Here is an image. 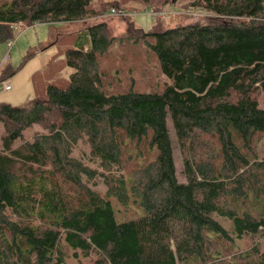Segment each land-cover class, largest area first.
Returning <instances> with one entry per match:
<instances>
[{"label":"trees","instance_id":"16d2710c","mask_svg":"<svg viewBox=\"0 0 264 264\" xmlns=\"http://www.w3.org/2000/svg\"><path fill=\"white\" fill-rule=\"evenodd\" d=\"M192 6L211 18L119 39L82 27L66 88L0 103V264H264V0ZM98 14L92 0H0V44L17 23L60 39Z\"/></svg>","mask_w":264,"mask_h":264},{"label":"rangeland","instance_id":"374dc122","mask_svg":"<svg viewBox=\"0 0 264 264\" xmlns=\"http://www.w3.org/2000/svg\"><path fill=\"white\" fill-rule=\"evenodd\" d=\"M194 2L195 0H177L176 2H171L169 0H150L149 4H145L141 0H92V9L99 11V14L95 18L76 23V26L70 28L68 32H74L86 25L104 22L106 24V36L119 39L125 37L127 26H132L143 32H148L156 23L160 24L164 29L174 28L184 24L205 23L211 18V15L193 8L192 5ZM105 3H111L116 6L115 14H110V9H114V6L102 8V12L100 11L101 6ZM154 13H162L163 17L153 18L152 14ZM49 25L50 24L45 23L35 24L31 27H27L22 23L12 25V35L10 39L0 44L1 71H6L8 69L13 70V72L19 71L21 66L24 65V62L29 59V53L35 49L39 50L42 46H49L55 42L57 39H55L53 34L54 28H50ZM70 37L72 36L67 37V39ZM75 41L77 42V40ZM80 41L83 42L82 39ZM151 76L155 79L152 83H158L161 87L164 78L159 75L155 66L151 69ZM34 80L36 82H41L43 81V77H34ZM146 81L147 78L146 80H141L142 84ZM67 84L68 83L64 84L59 81V83L54 86L64 89L67 87ZM45 90L46 88L42 91L44 97ZM30 101H26L23 104ZM259 107L264 108V93L259 98ZM167 126L171 137L176 177L178 182L184 183L185 177L183 174L180 149L169 119L167 120ZM42 131L41 126L34 125L32 129L24 132V137L29 138L35 132ZM97 190L101 193L105 191L102 186H99ZM218 220L223 226L228 228L229 223L227 221L221 220L220 218H218ZM248 246L249 244L246 243L238 244L240 251L246 250Z\"/></svg>","mask_w":264,"mask_h":264},{"label":"crops","instance_id":"0c3cea01","mask_svg":"<svg viewBox=\"0 0 264 264\" xmlns=\"http://www.w3.org/2000/svg\"><path fill=\"white\" fill-rule=\"evenodd\" d=\"M76 23L71 24L67 30L76 26ZM49 26L50 28L53 27L52 25ZM79 30L65 34L51 45L42 46L39 50L35 49L29 53L31 56L24 62L19 71L13 72L11 69L2 71L10 75L3 80L11 85V89L7 92L0 91V103L17 107L35 98L43 99L44 93L42 91L48 85H55L59 81L64 84L68 83L72 70L65 64L64 52L68 48L85 45L87 42L86 35L84 32H78ZM69 36L72 37L67 39ZM81 39L83 42L80 41ZM39 76L43 77V81L36 82L34 77Z\"/></svg>","mask_w":264,"mask_h":264},{"label":"built area","instance_id":"2783aa9c","mask_svg":"<svg viewBox=\"0 0 264 264\" xmlns=\"http://www.w3.org/2000/svg\"><path fill=\"white\" fill-rule=\"evenodd\" d=\"M110 14H115V9H110ZM153 18H162L163 14L162 13H154L152 14ZM2 76V71L0 69V78ZM11 89V85L5 81V80H1L0 81V91L2 92H7L10 91Z\"/></svg>","mask_w":264,"mask_h":264}]
</instances>
